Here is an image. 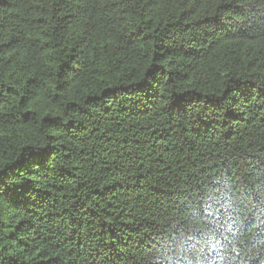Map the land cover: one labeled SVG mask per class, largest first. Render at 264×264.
<instances>
[{
	"label": "trees",
	"instance_id": "1",
	"mask_svg": "<svg viewBox=\"0 0 264 264\" xmlns=\"http://www.w3.org/2000/svg\"><path fill=\"white\" fill-rule=\"evenodd\" d=\"M0 264H264V0H0Z\"/></svg>",
	"mask_w": 264,
	"mask_h": 264
}]
</instances>
